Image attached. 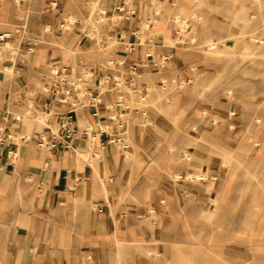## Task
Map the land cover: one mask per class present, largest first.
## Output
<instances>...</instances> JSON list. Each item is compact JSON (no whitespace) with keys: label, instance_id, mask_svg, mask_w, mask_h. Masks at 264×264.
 <instances>
[{"label":"crops","instance_id":"obj_1","mask_svg":"<svg viewBox=\"0 0 264 264\" xmlns=\"http://www.w3.org/2000/svg\"><path fill=\"white\" fill-rule=\"evenodd\" d=\"M178 11L179 0H0V32L27 24L10 38L15 63L8 52L0 57L8 135L0 144V264H264V256L244 257L237 241V201L259 176L254 123L237 98L200 90L210 71L199 51L168 44ZM107 32L104 48L98 38ZM148 51L170 57L143 66ZM130 62L150 88L145 114L126 118L123 148L107 141L120 130L106 108L118 93L99 79L118 68L126 74ZM54 63L77 73L93 65L87 86L101 101L72 112L79 129L97 132L90 162L81 132L72 139L76 153L35 143L68 109L43 90ZM190 173L207 178L184 177Z\"/></svg>","mask_w":264,"mask_h":264},{"label":"rangeland","instance_id":"obj_2","mask_svg":"<svg viewBox=\"0 0 264 264\" xmlns=\"http://www.w3.org/2000/svg\"><path fill=\"white\" fill-rule=\"evenodd\" d=\"M175 18L177 33L168 44L199 51L207 61L210 72L200 90L224 100L237 98L254 123L251 141L261 152L259 176L237 201V241L244 244L238 247L244 257L264 256L259 246L264 244V0H179Z\"/></svg>","mask_w":264,"mask_h":264},{"label":"built area","instance_id":"obj_3","mask_svg":"<svg viewBox=\"0 0 264 264\" xmlns=\"http://www.w3.org/2000/svg\"><path fill=\"white\" fill-rule=\"evenodd\" d=\"M130 12H133L130 10ZM102 11H96L94 16L96 17L92 19L97 22L102 19ZM26 22L24 21L21 24H18L13 29L5 30L0 32V57L4 56L5 52H8L11 57L9 58V62L14 64L17 58V54L19 48L15 45H11L10 38L15 34H20L22 37L26 32ZM136 32V31H135ZM85 34L89 36V33L85 31ZM112 39V33L107 32L99 36L98 41L102 47H108V41ZM33 45L29 46L32 48ZM148 59L142 62V65H152L153 67L163 66L165 62L169 59V54L163 53L158 57H153L152 51H148L145 54ZM126 74L122 69L118 68L116 72L112 74H102L99 79V83L110 80L112 84V88L116 90L118 96L112 102H108L106 104V108L110 110V114L108 115L109 119L113 120L117 127L120 128L116 133L112 134L107 141L117 143L123 148H127L128 142L126 141V137L124 136V128L126 125V118L131 112L139 111L141 114H145L144 103L146 101L149 86L147 84H143L139 82L141 71L139 70V65L136 62H130L126 66ZM93 65L84 64L83 70L79 73L75 71V66L67 65V64H56L52 65L49 71L43 75V90L49 92L54 100L59 103H66L68 105V109L64 112H61L58 116V127L56 129L50 128L49 131L40 132L35 137V143L38 147L53 149V148H66L72 150L76 153V148L72 142L74 134L77 132H81L85 134L88 139L90 146L87 150L84 151L86 153V160L88 162L93 159L92 157L95 154L93 147L96 144L97 132L93 130L91 125H87L82 129L77 126L73 111L78 108L86 107V106H95L101 101L100 94L98 92H94L91 88L87 86V79L92 74ZM187 82H190V79H186ZM162 87L165 89L167 87V81L164 79L160 80ZM124 94H130L135 96V100L126 99L123 97ZM31 104H29V107ZM50 105L48 102H44L42 104V109L50 112ZM141 125H144L145 122H140ZM99 131L101 130L98 128ZM8 135L3 132V127L0 126V144L6 140ZM101 145L104 142H100ZM10 152H12L10 150ZM15 155V152H12V156ZM179 178L183 177L182 175H178ZM187 179H205L207 178L204 174H194L190 173L188 175H184ZM216 178L215 176H212ZM100 209V208H99Z\"/></svg>","mask_w":264,"mask_h":264},{"label":"bare ground","instance_id":"obj_4","mask_svg":"<svg viewBox=\"0 0 264 264\" xmlns=\"http://www.w3.org/2000/svg\"><path fill=\"white\" fill-rule=\"evenodd\" d=\"M139 34V33H138Z\"/></svg>","mask_w":264,"mask_h":264}]
</instances>
